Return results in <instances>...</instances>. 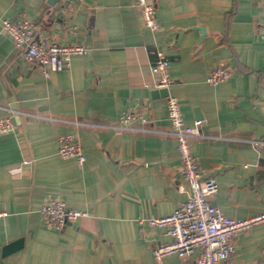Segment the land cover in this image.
I'll use <instances>...</instances> for the list:
<instances>
[{"label":"crops","instance_id":"obj_1","mask_svg":"<svg viewBox=\"0 0 264 264\" xmlns=\"http://www.w3.org/2000/svg\"><path fill=\"white\" fill-rule=\"evenodd\" d=\"M159 28L140 20L134 0H0V264H196L175 253L157 260L153 246L171 237L150 225L187 197L176 141L166 130V95L184 123L203 177L214 176L211 202L233 218L264 212V0H146ZM29 20L37 39L79 44L68 66L45 77L26 63L2 19ZM160 51L168 86L151 71ZM229 69L209 83L216 66ZM13 110L47 118H26ZM142 111L148 131L113 127ZM72 121H79V124ZM69 133L84 161L57 154ZM259 141V142H257ZM49 197L85 214L61 229L46 227ZM221 264H264V221L238 232Z\"/></svg>","mask_w":264,"mask_h":264},{"label":"built area","instance_id":"obj_2","mask_svg":"<svg viewBox=\"0 0 264 264\" xmlns=\"http://www.w3.org/2000/svg\"><path fill=\"white\" fill-rule=\"evenodd\" d=\"M134 2L140 7L141 23L153 30L158 29L159 23L155 19L152 4L146 0H134ZM1 23L2 30L9 35L13 46L21 50L23 60L37 67L45 77L68 66L71 55L85 51V48L79 44H59L45 37L37 39L32 23L25 18L16 20L3 18ZM257 32L264 37V3ZM150 68L159 76L158 86L167 88L168 61L160 51L155 54ZM229 74L227 67L218 65L208 73L206 80L209 83H216L226 79ZM165 106L169 121L168 129L151 131L170 135L175 139L181 175L187 185V197L172 212L162 216L151 215L146 219L150 225L164 227L171 237L168 242L153 246V256L159 260L166 254L175 253L182 258L194 256L196 264H221L234 251V236L264 221V212L248 218H233L226 216L212 204L211 198L218 190V182L214 176L201 175L190 144L192 137L200 135L197 128L200 121H195L193 125L185 124L178 101L170 94L166 95ZM13 112L26 118L56 120L25 110H13ZM135 121L143 125L147 123L142 111L127 110L113 127L120 130H149L146 126L136 125ZM13 127L9 118H0V133L7 132ZM57 154L62 158H74L78 164L84 161L80 144L69 133L58 136ZM3 214L4 212L0 210V216ZM84 214L79 209L67 207L64 201L54 197L47 198L39 208L41 222L46 227L55 229H61L67 221Z\"/></svg>","mask_w":264,"mask_h":264},{"label":"water","instance_id":"obj_3","mask_svg":"<svg viewBox=\"0 0 264 264\" xmlns=\"http://www.w3.org/2000/svg\"><path fill=\"white\" fill-rule=\"evenodd\" d=\"M50 2H52V0H49Z\"/></svg>","mask_w":264,"mask_h":264}]
</instances>
